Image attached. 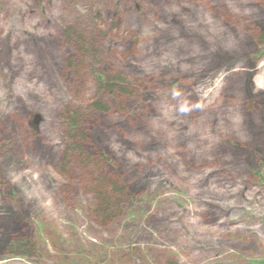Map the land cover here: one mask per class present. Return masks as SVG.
Masks as SVG:
<instances>
[{
    "label": "rangeland",
    "instance_id": "1",
    "mask_svg": "<svg viewBox=\"0 0 264 264\" xmlns=\"http://www.w3.org/2000/svg\"><path fill=\"white\" fill-rule=\"evenodd\" d=\"M97 98L106 157L67 161L60 114ZM167 260L264 264V0H0V264Z\"/></svg>",
    "mask_w": 264,
    "mask_h": 264
},
{
    "label": "trees",
    "instance_id": "2",
    "mask_svg": "<svg viewBox=\"0 0 264 264\" xmlns=\"http://www.w3.org/2000/svg\"><path fill=\"white\" fill-rule=\"evenodd\" d=\"M72 38L76 41L77 44L81 48L84 47L85 42L81 36L77 33H71ZM101 75V74H100ZM96 78V79H95ZM95 88L97 90V94L106 93L111 96H120L128 94L126 84L123 82L116 80L115 78H108L105 76H99L98 73L95 74ZM107 106L101 99L97 98L94 101L90 102V104L86 105V108L83 111L78 112L76 108L71 106L65 108L60 114V119L65 128L64 135V154H69L66 158L67 161L74 156L81 162V164L86 166L87 161L91 159V156H94V159L104 161L105 154H89L86 152L88 149L87 145L84 143L85 133L83 130V125L86 124V120L88 119V114L86 110H96L98 112H104ZM92 172V171H91ZM93 173V172H92ZM94 175V174H93ZM92 175V183H94V192L96 194L97 199V208L101 215H112L116 212L118 205L120 204V198L122 195V190L118 188L117 183L112 180H109L107 177H100ZM29 243L23 239H17L12 244V250L14 252L10 254L22 255L26 256L28 253ZM163 264H178L175 260H167Z\"/></svg>",
    "mask_w": 264,
    "mask_h": 264
},
{
    "label": "clouds",
    "instance_id": "3",
    "mask_svg": "<svg viewBox=\"0 0 264 264\" xmlns=\"http://www.w3.org/2000/svg\"><path fill=\"white\" fill-rule=\"evenodd\" d=\"M173 95L174 96H179L180 95V93L178 92V91H176V92H174L173 93ZM180 112H187V111H189V106L186 104V103H184V104H181V106H180Z\"/></svg>",
    "mask_w": 264,
    "mask_h": 264
}]
</instances>
